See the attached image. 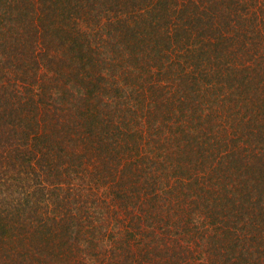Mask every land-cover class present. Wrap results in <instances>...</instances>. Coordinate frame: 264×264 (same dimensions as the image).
I'll return each mask as SVG.
<instances>
[{"label":"trees","instance_id":"trees-1","mask_svg":"<svg viewBox=\"0 0 264 264\" xmlns=\"http://www.w3.org/2000/svg\"><path fill=\"white\" fill-rule=\"evenodd\" d=\"M0 264H264V0H0Z\"/></svg>","mask_w":264,"mask_h":264},{"label":"rangeland","instance_id":"rangeland-1","mask_svg":"<svg viewBox=\"0 0 264 264\" xmlns=\"http://www.w3.org/2000/svg\"><path fill=\"white\" fill-rule=\"evenodd\" d=\"M12 17H13V16H12ZM10 25H11V24H10ZM7 26H8V28H7L6 32H8V33H9V32H14V31H20V29H18V28H17V29H13L12 26H11L12 29L10 30V26H9V23H8V22H6V24H5V27H7ZM12 30H13V31H12ZM9 35H10V33H9ZM56 96H57V95H54L53 100L56 98Z\"/></svg>","mask_w":264,"mask_h":264}]
</instances>
